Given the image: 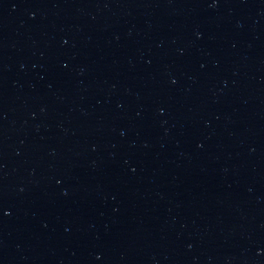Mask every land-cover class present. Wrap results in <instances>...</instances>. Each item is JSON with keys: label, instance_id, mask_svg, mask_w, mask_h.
Listing matches in <instances>:
<instances>
[{"label": "water", "instance_id": "water-1", "mask_svg": "<svg viewBox=\"0 0 264 264\" xmlns=\"http://www.w3.org/2000/svg\"><path fill=\"white\" fill-rule=\"evenodd\" d=\"M103 0H0V264L61 91Z\"/></svg>", "mask_w": 264, "mask_h": 264}]
</instances>
